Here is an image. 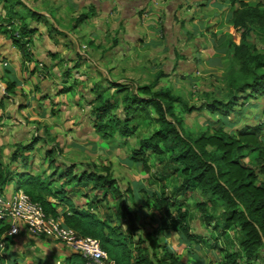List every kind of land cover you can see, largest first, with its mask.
<instances>
[{"label":"crops","instance_id":"0c3cea01","mask_svg":"<svg viewBox=\"0 0 264 264\" xmlns=\"http://www.w3.org/2000/svg\"><path fill=\"white\" fill-rule=\"evenodd\" d=\"M19 1L12 7V0H0V191L7 198L26 177L40 179L49 173L45 159L27 158L24 148L29 141L40 149L37 138L44 134L57 136L63 146L70 144L75 128L72 115L80 116L75 123L83 117L81 106L71 112L65 105L72 76L82 86L92 83L89 92L100 100L104 89L117 94L111 85L123 84L131 78L126 72L132 74L136 69L189 68V76L202 67L214 73L225 67L229 21L237 7L231 0ZM30 13L39 15V20ZM79 16L84 19L74 26ZM21 22L29 31L16 38L25 43L26 55L12 41L11 31L4 32L17 30ZM87 67L93 72L80 76ZM77 71L79 74L73 73ZM242 116L245 121L235 130L264 122V96L245 102ZM62 130L67 132L61 135ZM49 178L54 185L65 176L60 173ZM49 193L52 196L47 201L57 200L51 204L63 221L62 213L68 210L64 196L68 198L69 192L54 189ZM4 239V264H67L75 253L50 238L34 237L23 230Z\"/></svg>","mask_w":264,"mask_h":264},{"label":"rangeland","instance_id":"374dc122","mask_svg":"<svg viewBox=\"0 0 264 264\" xmlns=\"http://www.w3.org/2000/svg\"><path fill=\"white\" fill-rule=\"evenodd\" d=\"M251 41L259 52H264V34L252 36ZM187 70L190 71L189 68ZM210 70L199 67L193 75L186 76V71L170 66L159 70L136 69L132 74L126 72L131 78H126L120 84L126 87L123 92L111 95L104 89L100 100L96 99V94L93 96L89 92L88 86L92 83L82 86L81 80L74 81L72 76L71 92L67 94L70 98L64 103L71 112L75 111V106H81L83 117L75 123L80 116L72 115L71 123L75 128L70 144L63 146L56 140L57 136L50 138L44 134L37 138L38 141L41 140L40 149L39 145H35L36 142L29 141L28 145L25 144L27 158L34 155L38 159H45V165L49 168L48 174L40 176L48 188L39 194L47 200L52 196L48 190L62 189L69 192L68 198L64 196L67 206L71 204L87 209L101 219L111 218V224L118 225L122 234L130 241L131 249L134 252L140 249L152 260L163 257L165 250H168L177 257L178 264H264V246L254 257L248 259L239 244L243 234L238 226L232 225L227 230L222 228L219 217L222 208L199 190L183 194L179 190L183 177L177 165L170 162L168 154H153L145 148V142L157 128L156 124L142 113L130 115L124 109V97L133 90L137 92V86L150 87L151 92L169 89L187 106L200 107L199 110L184 112L181 105L176 106L177 113L183 116V129L186 133L194 136L204 131H235V127L243 120L245 102H252L256 98L249 90L244 89L241 93L235 92L236 104L228 116L207 110L205 104L211 99H228L226 80L234 71V66L227 58L225 67L214 70V73ZM88 72H93V69L87 67L82 69V74L78 71L73 73L84 76ZM69 74L66 72L67 76ZM139 74L144 77L138 76ZM92 87L96 90V85L93 84ZM79 89L84 94L80 95ZM103 103H113L114 108L105 117L96 118L95 109ZM108 119H113L114 123L127 120L130 123L128 135H120L121 127L116 128L115 133L110 136L108 131L105 136L96 133V123H103ZM64 131L60 134L67 132ZM68 169L76 173V176L83 173L107 175L114 179L118 192L106 191V188L99 190L94 187L93 181L77 184L69 177L61 179V183L51 184L53 179L51 181L49 177L60 173L64 175ZM7 170H10V166ZM258 176L264 179V176ZM65 186L67 188L64 190ZM161 197L169 199V202L159 209L156 199ZM51 203H57V200ZM62 207L65 210V206ZM177 211L184 215L185 223L190 232L197 236V241L186 240L178 231L163 230L165 221H168L169 216H176Z\"/></svg>","mask_w":264,"mask_h":264},{"label":"trees","instance_id":"16d2710c","mask_svg":"<svg viewBox=\"0 0 264 264\" xmlns=\"http://www.w3.org/2000/svg\"><path fill=\"white\" fill-rule=\"evenodd\" d=\"M231 1L232 4L237 3V7L231 13L228 39L225 43L227 58L234 66V71L226 80L228 99L226 101L211 99L205 104L207 110L224 116H228L236 104L235 92L241 93L245 89L255 98L264 96V52H259L251 41L252 36L264 34V0ZM12 2H14L11 3L12 7L20 3L19 0ZM30 16L36 20L40 18L35 13H30ZM83 19V16H79L74 26ZM7 31H11L12 41L26 55L25 43L17 39L16 34L28 32L27 24L21 22L17 30L11 28L4 32ZM111 86L115 88L116 93L126 89L123 85ZM136 90L137 92L133 90L124 97L126 113L135 116L142 113L157 126L151 138L145 142V148L153 154H168L170 162L177 165L183 177L179 190L183 194L199 190L214 200L222 208L219 215L222 228L227 230L230 226L237 225L243 234L239 243L241 250L248 259L254 257L264 246V179L258 176V174L264 176V122L244 125L235 131L216 130L211 133L204 131L193 136L183 129V116L177 113L176 106L181 105L184 112L199 110L200 107L187 106L169 89L151 92L150 87L137 86ZM113 108V103L109 105L103 103L95 109L96 118L105 117ZM129 124L127 120L114 123L113 119H108L103 123H96L95 131L104 136L108 131L110 136L111 133H115L116 128L121 127L120 135L126 137L130 132ZM62 176L78 183L93 181L94 187L99 190L106 188V191L118 192L114 179L107 175L83 173L81 176H73L68 169ZM24 180L18 189L23 190L31 200L39 202L46 214L57 217L58 213L53 205L39 194L48 188L44 181L33 176ZM168 200L158 198L156 206L160 209L167 205ZM62 218L66 226L81 236L97 239L101 248L115 264H178L177 257L168 250H165L163 257L155 260L140 249L134 252L130 247V241L122 234L119 226L111 224V218L101 219L89 210L79 209L71 204L68 205V210L62 213ZM167 220L163 230L178 231L186 240L197 241V236L190 232L180 211H177L174 217L169 216ZM8 228V223L0 221V239ZM4 242L6 243V239ZM81 261L80 256L73 253L67 258L66 263L79 264Z\"/></svg>","mask_w":264,"mask_h":264},{"label":"built area","instance_id":"2783aa9c","mask_svg":"<svg viewBox=\"0 0 264 264\" xmlns=\"http://www.w3.org/2000/svg\"><path fill=\"white\" fill-rule=\"evenodd\" d=\"M0 221L9 225L0 239V264H4L1 254L5 235L15 236L21 230L34 237L50 238L72 249L82 259L79 264H115L97 239L81 236L58 217L46 214L42 205L31 200L21 189L14 191L9 198L0 191Z\"/></svg>","mask_w":264,"mask_h":264},{"label":"bare ground","instance_id":"6f19581e","mask_svg":"<svg viewBox=\"0 0 264 264\" xmlns=\"http://www.w3.org/2000/svg\"><path fill=\"white\" fill-rule=\"evenodd\" d=\"M5 236H7V235H5ZM5 246V245H4ZM2 254H3V252H2ZM2 254H1V257H2Z\"/></svg>","mask_w":264,"mask_h":264}]
</instances>
